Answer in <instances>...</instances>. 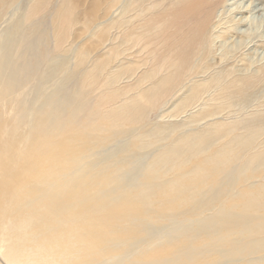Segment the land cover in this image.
<instances>
[{"label": "rangeland", "instance_id": "374dc122", "mask_svg": "<svg viewBox=\"0 0 264 264\" xmlns=\"http://www.w3.org/2000/svg\"><path fill=\"white\" fill-rule=\"evenodd\" d=\"M203 1L0 0V191L37 174L36 225L70 218L87 264H264V38L234 43L264 29L213 27L171 65L201 13L264 0ZM100 177L109 202L65 205ZM92 228L102 250L79 243Z\"/></svg>", "mask_w": 264, "mask_h": 264}, {"label": "bare ground", "instance_id": "6f19581e", "mask_svg": "<svg viewBox=\"0 0 264 264\" xmlns=\"http://www.w3.org/2000/svg\"><path fill=\"white\" fill-rule=\"evenodd\" d=\"M201 2L202 1H199L198 3V10L200 6L203 5ZM203 2L208 6L211 5V0ZM213 4L214 3H212V6H215ZM185 9L191 10V7L188 6ZM231 11L233 17L231 16V18L226 20L224 23L217 22L216 24H213L211 21V14L213 12H210L209 9L206 13H201L202 16L195 19V26L192 30L196 32V36L192 40H187L186 42L183 41V43L181 41V45L184 48L181 47L183 50H180L178 54H175V58L173 56L171 65H189V58L195 52L200 51L203 48L201 44L208 39V34L214 30L213 27L217 28L221 27L222 24L230 23L229 26H225L230 27L227 28L225 32L227 37L230 38L233 33H240L241 30H239V28L241 25H249L246 31H249L250 28L252 30L254 27L257 29L256 31H262L264 29V6L259 7L256 3L244 5L243 2H238L232 7ZM259 12H261V16L259 19H256L255 13ZM245 13L249 14V16H243ZM237 15H239V17H237ZM246 31L244 30L245 33ZM257 33H255V35L252 33V37H248L249 33H246V35H248L247 39L234 43L238 46L243 45L248 48L252 47L256 44V42L259 43V41L261 42L264 38L262 35H256ZM185 46H189L191 48L188 49ZM19 71L20 69L17 67L13 72V76L7 79V88H15L20 85L19 79L21 78V71ZM82 156L83 154L79 153L77 157L73 156L74 159L71 161H75ZM36 177L37 174L35 173L30 174L28 179H24L22 175H19L17 178L19 181H15L14 184L11 183L10 187H12L8 191H0V254L6 261V264H87V261L83 258V256L75 255V252L77 253L79 250L75 249L74 246L70 244V234L73 226L67 225L70 218L66 219L63 226L36 225L39 223L40 218L38 205L41 199V196L38 193L39 189H37L38 181H36ZM23 181L27 182L28 184L26 185L29 187H22V183H24ZM17 184H19V186ZM84 184V181L81 183L75 182L71 189L64 191L66 193L65 205L67 207L71 206V208L77 209L80 206L79 204H81L79 201L83 200L82 194L84 192L94 194L95 196L101 194L100 198H102V200H106V202L110 201L111 197L109 196L113 191L112 189L109 191L107 188L106 179H101V177L96 179L89 187H87V189L84 187ZM49 199H52V197L50 196ZM120 205L121 204H115L112 207L116 210V208L120 207ZM15 208L16 210H14V214L11 216L10 212H12V209ZM4 221H7L8 225H2ZM9 221H11V223ZM82 223L84 225H96L92 219H84ZM73 229H75L74 226ZM90 230L87 231L88 234H84L83 238L80 237L79 243L83 242V239H88V241L90 240L93 244L100 248V250H102L103 246L101 245L102 242L100 234H98V228H92ZM88 235L93 239L88 237ZM105 235H107V238ZM105 235H102L103 240H107L109 238L108 233Z\"/></svg>", "mask_w": 264, "mask_h": 264}]
</instances>
